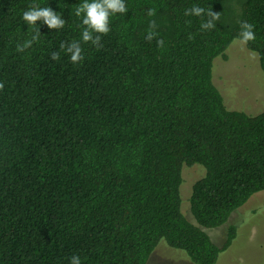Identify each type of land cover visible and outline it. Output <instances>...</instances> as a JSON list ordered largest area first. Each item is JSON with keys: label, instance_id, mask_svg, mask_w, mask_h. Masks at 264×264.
Returning a JSON list of instances; mask_svg holds the SVG:
<instances>
[{"label": "trees", "instance_id": "1", "mask_svg": "<svg viewBox=\"0 0 264 264\" xmlns=\"http://www.w3.org/2000/svg\"><path fill=\"white\" fill-rule=\"evenodd\" d=\"M83 2L0 0V264H146L161 241L217 264L237 228L221 246L206 230L264 192V112L226 107L214 61L248 22L264 73V0H124L101 46L82 41ZM33 5L64 26L30 29L22 16ZM194 5L219 13L215 27L185 15ZM73 41L77 64L60 47ZM194 165L205 173L189 221L181 186Z\"/></svg>", "mask_w": 264, "mask_h": 264}, {"label": "rangeland", "instance_id": "2", "mask_svg": "<svg viewBox=\"0 0 264 264\" xmlns=\"http://www.w3.org/2000/svg\"><path fill=\"white\" fill-rule=\"evenodd\" d=\"M213 80L228 109L249 115L264 112V73L258 55L250 51L246 44L241 45L236 40L226 51L225 57L215 59ZM204 173L205 170L199 165L183 168L182 210L189 221H194L188 202L192 185ZM231 225L237 228V238L220 255L217 264H264V192H259L235 211L226 224L206 231L221 246ZM146 264L193 263L184 252L172 249L161 241Z\"/></svg>", "mask_w": 264, "mask_h": 264}, {"label": "clouds", "instance_id": "3", "mask_svg": "<svg viewBox=\"0 0 264 264\" xmlns=\"http://www.w3.org/2000/svg\"><path fill=\"white\" fill-rule=\"evenodd\" d=\"M128 9L124 0H84V2L77 7L76 15L83 16V28L82 31V41L84 43L91 42L95 46H101V36L107 35L110 32V17L114 16L117 13H126ZM207 15L208 19L205 22H202V29H212L215 27V21L219 20V13L208 10L205 12V9L199 6H193L190 9L185 11V15H195L203 16ZM148 15H155L154 9L148 10ZM23 20L30 25V29L37 25V21H42L43 24H46L49 29H60L64 26L65 20L52 10L51 7H39L38 5L30 6L28 10L23 12ZM156 28L155 21H151L149 25L148 35L145 37L146 40L151 41L157 34L154 31ZM240 34H239V43L241 45L247 44L249 41L255 40L254 34V25L248 22H242L240 24ZM96 34V35H94ZM40 37V30L36 28L35 34L31 37L30 40L26 41L23 45L17 46L18 52H23L25 49L31 47L34 41H37ZM159 47H163L164 41L162 39L157 41ZM61 50L71 54L70 60L73 64H77L83 61L84 57L82 55V48L80 42L73 41L70 45L66 46L61 44ZM51 58L58 60L60 55L58 52H53ZM3 83H0V89H3ZM71 264H81V261L78 256L71 257Z\"/></svg>", "mask_w": 264, "mask_h": 264}]
</instances>
